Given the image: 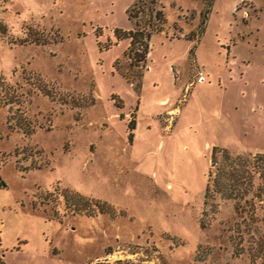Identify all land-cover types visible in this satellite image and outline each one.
<instances>
[{"label": "rangeland", "instance_id": "374dc122", "mask_svg": "<svg viewBox=\"0 0 264 264\" xmlns=\"http://www.w3.org/2000/svg\"><path fill=\"white\" fill-rule=\"evenodd\" d=\"M133 1L0 0V264H264L252 189L204 203L212 145L264 151V0H212L196 43L205 0H158L139 68L116 35ZM67 190L108 211L67 208Z\"/></svg>", "mask_w": 264, "mask_h": 264}, {"label": "trees", "instance_id": "16d2710c", "mask_svg": "<svg viewBox=\"0 0 264 264\" xmlns=\"http://www.w3.org/2000/svg\"><path fill=\"white\" fill-rule=\"evenodd\" d=\"M212 0H205V9L201 11L200 20L196 29H191L185 33V37L194 40H199L205 30L207 14L210 9ZM158 0H134L130 4L126 12L132 20V27L126 30L116 29L117 37H126L129 43L123 54L130 59V66L139 68L145 65L147 53L149 51V39L154 32L163 30V25L166 20L162 9L157 6ZM143 20V21H142ZM3 25V24H0ZM3 27V26H2ZM27 38H22L19 41H25ZM30 41L45 42L46 38H30ZM193 52V46L190 48V54ZM115 64V62H114ZM116 67V66H115ZM118 69V67H116ZM120 71V69H118ZM121 72V71H120ZM129 81V76L122 73ZM139 80L135 83V88L138 89ZM132 81V80H131ZM14 101V96L9 93L0 81V105L11 104ZM10 117V116H9ZM19 126H21L19 124ZM129 136L132 135L134 128V118H130L127 123ZM25 133L30 132L29 128L23 127ZM257 175L259 181L256 185L252 184V177ZM249 181V182H248ZM4 182L1 180L0 184ZM252 189L253 195L264 205V151L257 152H232L228 147L220 145H212L209 157V167L207 170V180L204 189V203L208 201L211 192H219L225 197L234 198L235 196L244 195ZM65 205L73 211H84L87 214H92L93 208L90 202L94 201L101 212L108 211L105 202L99 199H93L83 196L77 192L65 193Z\"/></svg>", "mask_w": 264, "mask_h": 264}, {"label": "crops", "instance_id": "0c3cea01", "mask_svg": "<svg viewBox=\"0 0 264 264\" xmlns=\"http://www.w3.org/2000/svg\"><path fill=\"white\" fill-rule=\"evenodd\" d=\"M190 31V30H189ZM176 36V35H175ZM184 37H185V35H183ZM171 37H174V36H171ZM177 37H179V36H177ZM186 38V37H185ZM187 39H189V38H187ZM150 40V39H149ZM192 40V39H191ZM199 40H200V38H199ZM198 40V41H199ZM194 41V40H193ZM198 41H196V42H198ZM195 42V41H194ZM195 42V43H196ZM196 45L197 44H193V48H195V50H193L194 51V56H193V59H192V64L193 65H198L199 67L201 66V67H203V65L202 64H199L198 63V60H197V55H196ZM149 49H150V44H149ZM148 53H149V51H148ZM148 53H147V57H146V59H148ZM226 54L228 55V50H227V52H226ZM193 55V54H192ZM172 61V60H171ZM171 61H169V64L171 63ZM149 67H150V64H149ZM170 67L172 68V66H171V64H170ZM149 69V68H148ZM173 71V70H172ZM180 72H181V70H180ZM179 72V73H180ZM201 74L202 75H204L203 73H202V69H201ZM198 76V75H197ZM177 77L174 75V81H175V79H176ZM206 78L203 76V79H201V80H198V79H196V80H194V81H191V80H189V75L187 76V82L185 83V85H184V90L185 89H187V90H189L190 89V86L191 85H193L196 81H201V82H203L204 80H205ZM140 85H141V81H140V84H139V87H138V90H139V88H140ZM182 93H184V92H182ZM166 98H164V99H161V101H164V104H166L167 102H166ZM184 100V95H182V101ZM176 109V115L175 116H178V114H179V112L181 111V107L180 106H178V107H172V105H168V106H166V111H170V110H175ZM172 118H173V116H170V119H169V122H168V124H167V126H168V128L170 127V125L172 124ZM175 119H176V117H175ZM175 121V120H174ZM174 123V122H173ZM137 125H138V120L136 119V118H134V128L132 129V131L133 130H135L136 128H137Z\"/></svg>", "mask_w": 264, "mask_h": 264}, {"label": "built area", "instance_id": "2783aa9c", "mask_svg": "<svg viewBox=\"0 0 264 264\" xmlns=\"http://www.w3.org/2000/svg\"><path fill=\"white\" fill-rule=\"evenodd\" d=\"M197 79H198V80L203 79V75H202L201 73H199L198 76H197Z\"/></svg>", "mask_w": 264, "mask_h": 264}]
</instances>
